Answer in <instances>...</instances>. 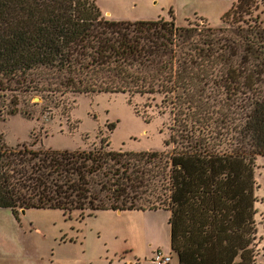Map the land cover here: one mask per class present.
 Wrapping results in <instances>:
<instances>
[{
    "label": "trees",
    "instance_id": "obj_1",
    "mask_svg": "<svg viewBox=\"0 0 264 264\" xmlns=\"http://www.w3.org/2000/svg\"><path fill=\"white\" fill-rule=\"evenodd\" d=\"M254 1L233 3L220 27H179L171 11L168 20L124 21L94 0H0L7 115L28 92L158 94L175 111L165 152L116 151L104 140L79 151L9 148L0 133V208L79 220L165 210L175 264H256L264 22L251 17Z\"/></svg>",
    "mask_w": 264,
    "mask_h": 264
},
{
    "label": "rangeland",
    "instance_id": "obj_2",
    "mask_svg": "<svg viewBox=\"0 0 264 264\" xmlns=\"http://www.w3.org/2000/svg\"><path fill=\"white\" fill-rule=\"evenodd\" d=\"M236 1L94 0L112 20H168L171 11L179 27L205 22L220 27L222 15ZM251 17L264 22V0L254 1ZM162 98L127 93L52 97L28 92L18 96L17 113L9 116V95L5 102L0 99V133L9 148L79 151L98 147L104 140L116 151L165 152L171 148L163 142L170 135L175 111ZM110 123H114L112 131ZM255 165L256 264H264V157H257ZM168 215L165 210H102L79 220L75 212L68 216L60 210L33 208L15 217L0 208V264H151L153 252H167Z\"/></svg>",
    "mask_w": 264,
    "mask_h": 264
},
{
    "label": "built area",
    "instance_id": "obj_3",
    "mask_svg": "<svg viewBox=\"0 0 264 264\" xmlns=\"http://www.w3.org/2000/svg\"><path fill=\"white\" fill-rule=\"evenodd\" d=\"M150 262L151 264H171L172 255L169 252H164L158 249L153 252Z\"/></svg>",
    "mask_w": 264,
    "mask_h": 264
},
{
    "label": "crops",
    "instance_id": "obj_4",
    "mask_svg": "<svg viewBox=\"0 0 264 264\" xmlns=\"http://www.w3.org/2000/svg\"><path fill=\"white\" fill-rule=\"evenodd\" d=\"M158 250V249H157ZM159 250H161V249H159ZM169 250H170V248H169V246H168V249H167V252H169ZM163 251V250H162ZM152 256V255H151ZM151 256H150V258H151Z\"/></svg>",
    "mask_w": 264,
    "mask_h": 264
},
{
    "label": "water",
    "instance_id": "obj_5",
    "mask_svg": "<svg viewBox=\"0 0 264 264\" xmlns=\"http://www.w3.org/2000/svg\"><path fill=\"white\" fill-rule=\"evenodd\" d=\"M120 211H118V213H119ZM22 213H24V211H22Z\"/></svg>",
    "mask_w": 264,
    "mask_h": 264
}]
</instances>
